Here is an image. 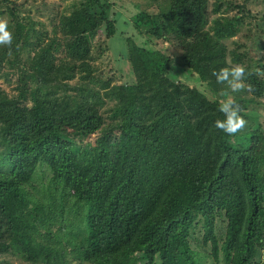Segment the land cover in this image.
<instances>
[{"label": "trees", "instance_id": "1", "mask_svg": "<svg viewBox=\"0 0 264 264\" xmlns=\"http://www.w3.org/2000/svg\"><path fill=\"white\" fill-rule=\"evenodd\" d=\"M169 1L167 13H137L136 31L152 41L172 30L188 44L179 66L214 88V72L229 67L221 41L235 35L233 21L217 19L210 31L206 0ZM4 2L15 30L12 44L0 46V73L8 61L23 89L32 84L37 104L32 111L0 103V212L25 261L130 264L140 256L142 264H200L206 255L190 243V227L202 217L210 237L225 212L231 248L215 261L264 264V140L257 153L233 145L234 135L214 127L221 102L167 77L170 60L151 47L130 46L135 84L90 86L95 70L81 61L90 27L81 12L63 17L61 40L41 45L31 42L35 30L17 3ZM84 7L99 8L108 37L115 35L109 0ZM78 73L86 83L71 85ZM106 100L114 102L109 125ZM93 135L88 161L71 144ZM10 248L0 244V252Z\"/></svg>", "mask_w": 264, "mask_h": 264}, {"label": "rangeland", "instance_id": "2", "mask_svg": "<svg viewBox=\"0 0 264 264\" xmlns=\"http://www.w3.org/2000/svg\"><path fill=\"white\" fill-rule=\"evenodd\" d=\"M0 1L5 3L0 4V19L8 22L13 34L15 23L7 9L6 2ZM9 1L16 2L19 15L31 22L35 30L31 35V42L41 43V45L50 39L61 40L63 34L60 31V22L63 17L81 12L90 27L86 35L88 50L81 61L89 63L95 70L88 84L102 92L105 91V85L135 84L136 78L129 50L131 44L136 43L145 48L151 47L165 55L171 64L165 71L166 76L177 84L197 87L207 97L221 103L227 98L226 84L216 81L214 88L206 84L201 85L196 74L179 66L185 55L184 47L188 44L184 41L180 44L172 30L162 32L157 39L152 41L147 33L139 34L136 31L133 19L137 13L141 11L150 15H157L162 11L167 13L171 7L169 0H109L113 5L110 19L116 22V33L113 37L107 35L106 23L101 19L99 8H85V0ZM206 2L208 30L217 19H230L235 25V35L221 41L225 45L228 68L242 65L246 69L245 87L236 93H231L234 102L243 109L241 114L247 120L246 126L233 136V145L257 153L264 140V0H206ZM29 48L30 46H25L23 54ZM233 52L240 56L238 62H233ZM55 55L60 59L65 55V51L63 48L59 49L55 51ZM24 57L26 58L27 54H24ZM2 75H6V78L1 77ZM83 75L78 73L70 84L86 83ZM18 77V73L14 72L9 62L6 61L0 73V103L16 100L21 107L36 110V92L32 84H28L26 89H23V84ZM113 106L114 102L106 100L101 109V115L107 119V125L111 122L109 117ZM59 129L70 133L75 132L69 124H62ZM95 142L96 135L85 140L77 137L72 140L71 147L78 153L77 156L84 155L89 161L96 153ZM40 168L41 166L37 167V173L42 176L43 170ZM41 178L46 179V176L43 174ZM0 223L2 225L0 244L11 247L7 251L0 252V264H29L24 259L23 250L12 239L1 212ZM227 225L225 212H220L214 222L212 235L207 237V225L202 217L193 221L190 227V243L193 248L206 255V259L200 264H221L225 251L231 248L228 244ZM215 255L218 256L220 262L215 261ZM142 259L140 256H135L130 264H142ZM65 264L86 263L79 262L74 256H70Z\"/></svg>", "mask_w": 264, "mask_h": 264}, {"label": "clouds", "instance_id": "3", "mask_svg": "<svg viewBox=\"0 0 264 264\" xmlns=\"http://www.w3.org/2000/svg\"><path fill=\"white\" fill-rule=\"evenodd\" d=\"M13 42V34L9 29L8 22L0 19V45L10 46ZM217 82L226 84L228 91L226 99L218 106V111L222 113L223 119L214 121V127L222 131L228 136L237 134L242 130L247 120L241 114L243 109L234 102L231 93H236L245 87L244 80L246 77V69L242 65L234 67L221 68L218 72H214Z\"/></svg>", "mask_w": 264, "mask_h": 264}]
</instances>
